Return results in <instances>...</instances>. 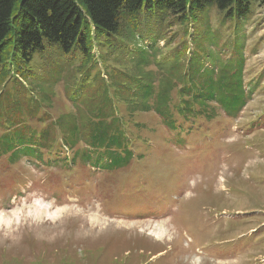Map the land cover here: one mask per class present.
I'll use <instances>...</instances> for the list:
<instances>
[{
    "label": "rangeland",
    "instance_id": "374dc122",
    "mask_svg": "<svg viewBox=\"0 0 264 264\" xmlns=\"http://www.w3.org/2000/svg\"><path fill=\"white\" fill-rule=\"evenodd\" d=\"M252 10L241 20L214 5L195 20L167 16L157 41L148 39L156 60L174 50L207 67L243 58L251 95L236 118L216 108L209 120L183 123L180 134L155 113L137 112L138 125L127 126L140 139L133 159L115 171L0 159V264H264V2ZM93 52L97 66L73 79L131 63L121 50L105 65L99 56L108 49L95 44ZM79 64L69 68L60 55L35 64L34 81L49 94L39 110L45 119L91 116L100 106L104 84L65 89ZM146 70L156 76L153 66ZM108 96L117 97L112 89ZM117 112L126 116L122 103Z\"/></svg>",
    "mask_w": 264,
    "mask_h": 264
},
{
    "label": "trees",
    "instance_id": "16d2710c",
    "mask_svg": "<svg viewBox=\"0 0 264 264\" xmlns=\"http://www.w3.org/2000/svg\"><path fill=\"white\" fill-rule=\"evenodd\" d=\"M263 2L0 0V86L10 82L0 93V159L11 164L24 160L50 167L79 164L97 171H115L133 159L132 145L140 139L127 133V126L138 125L133 121L137 112L155 113L167 128L180 134L186 132L183 123L197 117L209 120L216 108L236 118L251 95L244 86L243 58L230 57L219 68L207 67L200 59L183 60L184 53L174 50L156 60L155 42L148 39L157 41L167 16L195 20L205 7L214 5L225 18L248 19L253 17L252 6ZM95 44L108 49L99 56L101 64H107L111 58L107 55L117 50L131 63L122 68L105 67L107 75L96 71L98 75L91 79H73L97 66ZM234 45L239 51L245 46ZM134 47L138 50L133 51ZM57 55L69 68L80 63L64 78L69 81L65 89L89 82L105 85L100 106L91 116L67 115L51 121L45 119L44 111L39 113L49 94L34 81L40 77H35L33 69ZM150 66L156 69V76L146 70ZM58 81H52V93ZM109 89L115 91V99L108 96ZM117 103L123 104L126 116L118 115Z\"/></svg>",
    "mask_w": 264,
    "mask_h": 264
}]
</instances>
